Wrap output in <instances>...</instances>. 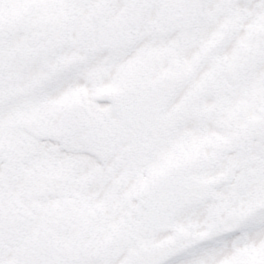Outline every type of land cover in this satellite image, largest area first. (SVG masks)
<instances>
[{
	"label": "snow or ice",
	"instance_id": "6c2138e0",
	"mask_svg": "<svg viewBox=\"0 0 264 264\" xmlns=\"http://www.w3.org/2000/svg\"><path fill=\"white\" fill-rule=\"evenodd\" d=\"M0 264H264V0H0Z\"/></svg>",
	"mask_w": 264,
	"mask_h": 264
}]
</instances>
